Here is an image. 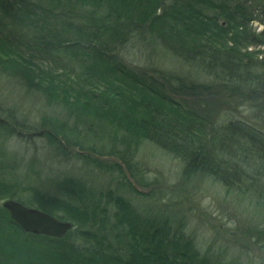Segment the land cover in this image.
<instances>
[{"label":"trees","instance_id":"16d2710c","mask_svg":"<svg viewBox=\"0 0 264 264\" xmlns=\"http://www.w3.org/2000/svg\"><path fill=\"white\" fill-rule=\"evenodd\" d=\"M128 48L163 50L204 82L173 72L155 81L122 59ZM0 75L53 112L32 124L0 104V142L38 135L68 156L112 141L126 154L147 142L187 175L264 199V131L238 119L216 125L175 98L220 86L264 99V0H0ZM27 168L37 167L0 149V264H232L202 251L173 206L142 209L79 177L43 180ZM6 200L73 227L60 238L28 233Z\"/></svg>","mask_w":264,"mask_h":264},{"label":"rangeland","instance_id":"374dc122","mask_svg":"<svg viewBox=\"0 0 264 264\" xmlns=\"http://www.w3.org/2000/svg\"><path fill=\"white\" fill-rule=\"evenodd\" d=\"M122 59L155 81H162L164 72H173L190 77L192 81L204 82L197 73H192L191 68H186L163 50L128 48L122 52ZM246 94L219 86L205 95L175 94V98L187 106L193 105L216 125L238 119L264 131V99L262 96L248 98ZM0 104L32 124L44 111L53 113L20 83L2 75ZM108 143L91 145L92 149L88 147L83 152L70 148L68 156L38 135L29 134L2 140L0 149L27 167L35 164L37 168L27 169L40 172L43 180L79 177L96 189L122 193L142 209L173 206L172 211L180 214L187 232L202 251L210 249L212 254H221L232 264H264L263 198L255 193L228 191L219 181L204 175H187L180 160L150 143L145 142L126 154L122 153L121 144ZM120 156L127 163H122ZM117 164L123 167V174L113 171ZM23 171L26 172V168ZM126 178L141 196L122 188ZM152 193L158 195L156 201L146 198Z\"/></svg>","mask_w":264,"mask_h":264},{"label":"water","instance_id":"95a60500","mask_svg":"<svg viewBox=\"0 0 264 264\" xmlns=\"http://www.w3.org/2000/svg\"><path fill=\"white\" fill-rule=\"evenodd\" d=\"M3 206L10 213L13 221L28 233L60 238L73 227L70 222L62 221L45 211L16 200H6Z\"/></svg>","mask_w":264,"mask_h":264}]
</instances>
